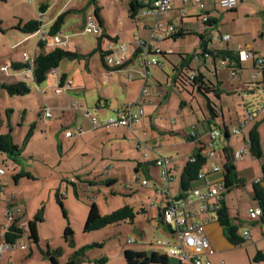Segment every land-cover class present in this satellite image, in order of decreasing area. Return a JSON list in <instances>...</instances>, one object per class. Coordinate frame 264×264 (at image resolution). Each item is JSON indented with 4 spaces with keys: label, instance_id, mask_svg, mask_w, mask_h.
I'll return each instance as SVG.
<instances>
[{
    "label": "rangeland",
    "instance_id": "obj_1",
    "mask_svg": "<svg viewBox=\"0 0 264 264\" xmlns=\"http://www.w3.org/2000/svg\"><path fill=\"white\" fill-rule=\"evenodd\" d=\"M42 1L44 0H0V135L10 134L13 143L20 148L16 162L7 154L0 153V169L4 173L0 175V224L13 223L6 215V202L11 201L16 217L20 212L17 221L23 229V236L19 242H29L27 224L41 211V221L35 222L37 244L30 242L26 249L16 248L6 252L3 263L0 264H50L47 252L52 253L55 250L60 251L57 255L58 262L64 263L75 250L93 244L98 246L86 250L87 261L105 257L108 259L107 264H124L122 253L137 249H144L149 257L152 250L160 252L170 261L172 258L166 247L156 245L158 240L170 239L167 227L158 224V211L154 207V204L160 205L162 202V197L154 190L158 181L157 171L153 170L152 166L149 168V176L139 171V180L135 174L139 162L137 160H140L141 164L151 162L152 156L146 159L141 157L144 149L137 151L135 139L130 133H126V137L122 138L118 137L121 130H94L81 111L69 108L71 103H76L78 107L83 106V112L89 110L90 116L100 118L105 114L99 112L97 101L104 99L111 108L123 104L125 99L140 90L141 81L136 78L138 76L135 75L133 81H128L123 76L125 74L107 73L102 67L98 52L79 60L62 59L58 66L48 73L42 84L35 83L33 78L23 80L24 69L14 70L9 65L7 75L1 71L3 64L10 63L11 56L18 59L24 51L29 54L32 51L36 54L40 52L37 47L41 40L40 33L27 37L16 32L12 26L17 24L20 16L29 15V11L35 14V6L40 5ZM58 1L56 3L54 0H47L46 3L51 7L47 16L53 15L66 2H71L67 9L71 11L61 27L69 37L65 50L89 55L97 46V38L102 35V28L94 18V5L89 4V0ZM251 1L254 3L256 0ZM127 3L128 0L118 3H115V0H98L100 12L105 20L104 33L113 39L118 38L119 44L131 41L134 32L132 30L136 25L142 26L144 21L139 19L133 22L128 19ZM238 5L241 6V0H238ZM87 16H91L99 34L84 32ZM118 17L122 18L123 26L117 24ZM44 27L49 29L48 24ZM122 28L124 32L120 33ZM140 28V33H143V28ZM210 28H213V25ZM24 38L26 39L23 42H19ZM49 41L51 42L50 38ZM106 41L108 42L107 38L101 43L103 51ZM198 43V37L189 35L183 39L178 38L175 42L169 40L158 45L165 52L171 49L172 54L166 58L155 56L159 65L148 67L147 90L153 93V96L157 91H161V103L156 104L155 98H152L155 108L146 111L157 126L163 124L169 128L173 125L175 129L181 124L188 130H191V126L199 130H202V126H205L206 130L209 128L204 120L207 117L209 121L205 98L191 89L176 90L168 80L172 67L178 62V55L195 54L193 48ZM52 46L55 44L46 46V52L51 50ZM128 48L124 55L129 60L134 46L129 45ZM204 62V58L191 60L190 70L197 72L200 68L213 82H220V78L223 80L226 77L222 85L220 106L227 123L229 116H236V107L254 113L263 107L264 90L259 84H248L252 87L250 91H254L253 94L235 91V97H229V93L234 89L230 86L232 80H229L226 71H219L216 80L212 77L211 63ZM129 70H140L144 73L133 61ZM249 70L243 71L247 78H251ZM62 75L73 81L74 88L72 91L55 94L54 88ZM107 78L108 84H103ZM261 82L263 81L260 79ZM18 83H25L28 92L22 95H8L2 88ZM234 102H238L240 107H235ZM45 110L51 111V118L44 117ZM149 117L144 120L147 125ZM32 126L34 130L27 138ZM221 126L220 122L219 125L214 123L211 127ZM221 131L223 139L224 129ZM66 132L71 136L66 137ZM157 149L164 156L168 151H172L171 148ZM184 152L183 146L181 153ZM17 175L22 176L15 180ZM143 179L147 180L148 187L141 185ZM113 180V184H107V181ZM172 184L174 187L178 186L177 174ZM57 190L63 195L62 208L56 201ZM91 203H95L103 215L129 206L135 213L134 220L132 223L123 222L84 233L83 226ZM66 227L73 232L69 242L63 236ZM129 240L132 242L128 243Z\"/></svg>",
    "mask_w": 264,
    "mask_h": 264
},
{
    "label": "crops",
    "instance_id": "obj_2",
    "mask_svg": "<svg viewBox=\"0 0 264 264\" xmlns=\"http://www.w3.org/2000/svg\"><path fill=\"white\" fill-rule=\"evenodd\" d=\"M54 1L56 3L59 2L58 0H54ZM121 1L122 0H120V2ZM171 1L173 5L172 9L167 13L166 16L159 19L157 23L160 24L163 29H166L168 25H176V27L179 29V32L173 38L166 39L165 41L160 43L163 44L169 42V40L175 42L178 38L183 39L186 36L195 35L196 37L199 38V43L197 44V46L193 45V47L195 46L193 48L194 49L193 53H198L200 51V48L205 47L207 50L224 49L228 51V54L237 57V49L239 46H241L243 49L252 52L254 58H264V0H256L254 3L251 0H245V2L241 0V6H239L237 2V6L232 11L218 9L213 5V3L210 2V0H203L205 3L209 4L207 5L208 6L207 12L209 17L211 18V21H215L213 22L214 23L213 28L204 27L198 23V19L196 17L200 16V11L198 10V7L193 2V0H188L187 3L185 4L181 0H171ZM46 2L47 0H44L40 5L35 6V14L29 11V15H27L26 17L20 16L19 18V21L22 22H26L29 20L41 21L42 25L40 28V32L38 33H40L41 36L44 37L43 40H40L44 43V47L41 50L39 49V51L40 52L43 51L45 53L50 51L49 50L46 52L45 47L51 45L52 43H54L55 46L58 45L62 47L68 46L69 37L65 34V32L62 29L55 36L50 37L48 36L49 29H45L44 26L48 24V27L50 28L56 17L59 16L61 13L68 11L67 9L71 4L70 1L66 2L60 7L58 11H55L53 15L48 17L47 15L51 11L50 10L51 7ZM183 9L187 13L186 16L182 15ZM118 15H119V11H118ZM89 17L91 16L86 17L85 23L87 22V19ZM102 19L104 22L103 25L105 27V20L103 16ZM139 19L144 20L143 25L140 26L143 28V33H140L141 28L138 25H136L135 29L132 30L134 31L132 33V40L127 42L126 44L127 47H129V45H133V42H135L136 45L137 40L147 41L149 38L150 28L153 24V17L150 15H140L137 20ZM19 21L17 22V24L12 26L13 29L16 28ZM117 24L123 26V20L121 17H118ZM43 27L45 30H43ZM15 31L27 37L30 36L22 33L17 29H15ZM119 32L123 33L124 32L123 28L120 29ZM216 35L217 37H215ZM222 35H228L230 39L228 41H223L220 38V36ZM200 36H203L204 38H201ZM49 38L51 42L49 41ZM25 39L26 38L21 39L19 42H23ZM115 41L117 44H119V42H117L119 41L118 38H116ZM106 43L107 44L110 43L109 40L108 42L106 41ZM152 45L156 49H160L162 53H167V56L172 54L171 49L165 52L158 46L159 43L157 42L152 43ZM55 46H52V49ZM127 50H129V48ZM183 51H189V50H183ZM40 52H38V54ZM25 53L29 54L28 52L24 51L18 59H15V57L11 56L9 58L10 60L9 65H11V63H22L23 62L22 56ZM30 55L35 57L37 54L35 53V51H32ZM132 55L129 60L126 56V60L133 61L137 64L135 59L132 58ZM204 60H205L204 64L206 62L211 63L210 64L211 66L213 64L212 73H214L215 62L217 63L218 68L221 67L222 64H227V66L234 65L232 59H229L227 57L224 58L217 57L215 59L206 57L204 58ZM177 63L178 62H176V65ZM129 65L124 73L125 75L123 76L126 78V73L131 72L132 79L130 81H133V79L136 77L135 75H137L138 77L136 78L141 81L140 90H138V92H136L132 97H129V99H125L124 100L125 102H123V104L120 105L118 104L117 106H113L112 108L106 100L104 99L98 100L96 107L98 108V110H100L99 112L105 114L100 118H106L112 116L115 114V111L122 110L126 106L135 103L137 99H139L142 109L144 111V117L140 120L139 124L134 126V130L136 131V136H134L128 129L125 128L120 127L114 130H121L119 132L120 135L118 134L119 135L118 137H122V138L126 137V133H130L132 137L135 139L137 151L144 149V152L141 155V157H143L144 159L152 156L151 162H154L160 158L169 160L168 170L171 176L173 177V181L175 180L176 174L180 178L181 171L184 165L186 164V162L189 161V159L193 155L200 154L203 157H205L206 164L201 171V173L204 174V177L202 179L197 180L193 184L192 189H198L202 194H204L208 188L219 189L222 200V206L227 209L231 224L233 226L238 227V235L240 238L244 240V242L238 246L233 245L227 238L226 232L224 228L220 225V223H218L217 220L212 219L213 214L210 213L209 211L204 210L205 207L213 203L212 199L205 198L203 200H199L193 197L192 204L186 206L184 208V211L185 213L190 215L188 222L200 223L202 228L201 231L202 236L209 244V250L205 251L202 254V258L208 260L210 264H264V221L260 218L250 219L248 218L246 213L248 208L258 207L257 202L253 199V192H252L253 184L259 183L264 193V182L262 181V172H261V164L264 163V159L262 161L257 160L248 153V133L253 128V126L257 124L260 142L262 145L261 148H262L263 158H264V115L262 117L259 116L251 120H246L245 118L247 116V112H253V111H249L248 109H244V111H242L241 109L236 107L237 105L239 106V103L234 102L236 107L234 109L236 116L233 118L229 116L227 123V120L225 119V115L223 113V120L221 121L222 125H224L227 128L229 137L228 138L224 137L223 140L220 136L213 143V149H210L208 146L209 143L208 133L210 129L208 128V130H206L205 126H202V130H199L195 126H191L192 127L191 130H188L185 127H183L181 124L176 126L175 129L173 128L175 127L173 125L167 128V126H163V124H160L159 126L155 124V121L149 117V114L146 111L147 110L150 111L151 109L155 108V105H153L152 98H155L156 104L161 103L160 102L161 91H157L155 93V96H153L154 94L149 91L150 93L149 96L140 97L141 89L143 87H146L147 89L146 85L148 83V75H149L148 68L146 70L142 69L144 71V74H146L147 76L146 79H144L141 76L142 72L140 70L131 71L129 70ZM137 66L139 67L138 64ZM139 68L141 69V67ZM242 68L243 70L239 71L236 75H232L231 73L226 71V75H228L230 78L229 80H232L233 82V84L232 82L230 83V86H232L234 89L231 91V93H229V97L232 98L235 97L234 94H236V92L238 91L249 94L252 87L248 86V84L252 83L253 85L254 82L258 84L260 83V79L262 81L264 79V76L260 72L252 73V69H253L252 62L243 63ZM244 69L251 70V71L249 70L251 78L246 77V75L243 72ZM172 70L173 67L171 69L168 79L171 85H172L171 77L173 74ZM66 79H68L67 76H65V80ZM224 79L222 80L220 78V82L218 81L220 90H222ZM103 84H108V78L107 80L105 79L103 81ZM73 105L74 104L71 103L69 108H72ZM77 105L78 104H76V107H78ZM79 107H81L82 110L83 106H79ZM81 112L82 114L83 113H87L88 115L90 114L89 110H86L84 112L81 111ZM147 116L149 117L148 125L144 122ZM204 120L207 126L209 127L207 117H205ZM242 123L244 125L242 130L238 135H235L233 132L234 129L240 127ZM211 129H215V128L211 127ZM144 130L147 131L146 134L143 133ZM81 131L82 130H80V132ZM202 131L203 133H201ZM138 139L142 142L141 144ZM183 146L185 148V152L181 153V149ZM157 148H161V149L171 148L172 151H168V154L164 156V154H161V152H159ZM225 148L231 149L232 155H234V153H236L240 149H246V153L242 156L240 160H234V177L239 182H241L242 185L233 187L228 192H225L224 190L221 189L223 184V164H224ZM210 150L213 151V155L211 157L208 156V152ZM147 151H149V153H147ZM137 161L139 162L137 163L135 174L137 175L136 179L139 180L140 179L139 171L145 169L142 166L141 161L140 160ZM152 168L153 170H156L158 174V181L157 184L154 186V190L156 191L157 194H159L162 197V202L160 203V205L154 204V207H156L157 211H159L166 204L165 196L163 194L158 193V190L164 189V185H162L159 180V169L155 166H152ZM214 168H218V171L214 172L213 171ZM149 172L150 170H148V173ZM2 175H4V173ZM170 194L174 198L185 197L187 195L181 192L179 184L177 187H174V184L172 183L170 184ZM10 204H11V208L14 207L12 203ZM141 211L144 212L143 209ZM19 217H20V212L16 220H18ZM0 223H2V220L0 221ZM158 224H160L159 220H158ZM9 226L10 225L7 224L6 225L0 224V235H3V228ZM244 231H247L249 233V239H244L243 237ZM168 233L170 235L169 240H173L174 238L173 230L171 233L168 229ZM129 251L139 252L145 255L146 257H149L145 253L144 249L129 250ZM150 252H155V251L152 250ZM155 253L158 256L166 257V255H163L160 252L159 253L155 252ZM5 254L7 253L2 254V256L0 257V263H3ZM258 254L262 256V260L260 261L255 260ZM105 259L106 262L104 264H107L108 259L107 258ZM94 260H96V258L90 259L89 264H97L93 262Z\"/></svg>",
    "mask_w": 264,
    "mask_h": 264
},
{
    "label": "trees",
    "instance_id": "obj_3",
    "mask_svg": "<svg viewBox=\"0 0 264 264\" xmlns=\"http://www.w3.org/2000/svg\"><path fill=\"white\" fill-rule=\"evenodd\" d=\"M89 4L94 5V13H93L94 18L98 26L102 28V35L97 38L96 48L89 55L71 53L65 50L64 47L59 45L55 46L52 50H50L47 53L41 51L39 54H37L34 57V62H33V81L35 83L42 84L45 81L48 73L53 71L58 66L59 62L62 59H67L72 61V60H79L82 58H89L96 52L100 54L101 64L106 72L116 73L118 75L125 73L131 61H127L123 65L118 67H110L105 64L104 59H105L106 51H103L101 48L102 40L107 38L109 42L113 43L114 45H117L115 41L116 39H113L104 33L105 31L103 25L104 22L100 12L101 8L100 6H98V0H89ZM146 7H150V4H146L145 0H128L127 3L128 19L133 22L137 21L138 17L142 13V10ZM70 11L71 10L65 11L56 17L53 24L49 28L48 36L53 37L61 30L64 20ZM199 17L200 16H197L196 18L199 19ZM213 22L215 21H211L210 18V21L204 24L203 26L212 27V25L214 24ZM41 25L42 23L39 20H29L26 22L19 21L15 29L21 31L26 35H33L40 31ZM200 37L204 38L203 36ZM133 45H134V52L132 58L135 59V57L140 53L141 49L137 44L135 45V42H133ZM37 46L41 50L44 47V43L40 41ZM157 55H161L164 58L167 57V53L160 52L157 53L155 56ZM206 57H209L211 59H215L217 57L220 58L227 57L229 59H232L234 63V65L232 66H227V64H222L221 67L218 68L217 63L215 62L214 73L212 74V77H214L215 79L217 77V73L219 70L228 71L229 73H235V75L239 71L243 70L242 64L239 62L238 58L228 54L227 50L221 49V50L208 51L205 47L204 48L202 47L200 48V51L198 53L191 55L189 54L178 55V63L177 65L173 66V70H172L173 74L171 77V81H172V85L176 90L185 91L187 89H191L196 91L198 94L202 95L205 98L206 100L205 107L209 116V121H208L209 129L211 131L212 129L210 126L214 124V122L216 123V125H219V123L223 120V112L220 106L221 90L219 88V83L216 81L213 82L211 80V77L203 73L200 68L197 70V72L194 73V71L190 70V66H189L191 60L206 58ZM10 66L14 70H22L25 69L26 67L23 62L11 63ZM64 80H65V75H62L60 77V83H62ZM2 88L5 89L8 95H14V94L22 95L28 92V88L25 85V83L7 85V86H3ZM218 128H220V132H222L221 129H224L225 138L229 137L227 128L224 125ZM33 130H34V126H32L31 129L29 130L27 134V138L31 136ZM261 147L262 145L260 142V137L256 124L248 133V153L257 160L262 161L264 158ZM0 153L7 154V156H9V158H11L13 161L15 162L17 161L16 157L20 155V148L13 143L10 134L0 135ZM205 164H206V158L200 154L193 155L192 158L188 162H186V164L184 165L181 171V175L179 178V186L183 194H188L192 190V186L198 180V175L201 173ZM142 166L145 169L142 170L143 173L146 176H149L148 170L150 166H155V161L143 162ZM233 168H234V157L231 153V149L225 148L224 164H223V184L221 187V189L224 190L225 192H228L233 187L242 185L241 182L235 179ZM261 172H262V181L264 182V163L261 164ZM20 176L22 175H17L15 177V180H17V177ZM113 182L114 181H107V184L111 185L113 184ZM252 192H253V199L257 202L258 207L261 211L260 219L264 221V193L259 183L253 184ZM55 197H56V201L62 208L61 199L63 195H61L57 190L55 193ZM10 203L11 201L6 202V210H9L12 213H14ZM162 213H163V208L158 211V220L160 221V224H161ZM40 216H41V211H38V213L33 218V221H30L27 224V231L29 234L28 241L33 242L35 244H37L38 242L35 222L41 221ZM134 216L135 213L133 209L129 206H123L111 212L110 214L103 215L100 213L97 205L95 203H91L89 205L86 220L83 226V232L88 233L92 231H97L105 227L116 225L123 222L132 223L134 220ZM215 217L218 223H220V225L224 228L227 238L233 245L238 246L244 242V240L240 238L238 235V227L233 226L231 224L228 211L225 207L222 206V201H221V208L215 212ZM16 218L12 221L13 222L12 225L7 227V231L4 235V239L7 243L17 242L23 236L22 235L23 229L18 224ZM167 228L172 233L171 228L170 227ZM72 235H73L72 230L69 227H66L63 234L64 239L69 242ZM94 246H98V245L93 244L92 246H85L78 250H75L68 257L67 261L64 263H59L57 260V255L60 253L59 250H55L52 253L48 251L47 256L49 258L50 264H89L88 263L89 261H87L85 253L87 249ZM123 259L125 264H176L175 261L173 260L168 261L165 256H158L155 252H150V257H146L145 255L139 252L124 251ZM255 260L256 261L262 260V256L258 254ZM93 262L97 264H104L106 262V259L100 258L94 260Z\"/></svg>",
    "mask_w": 264,
    "mask_h": 264
},
{
    "label": "built area",
    "instance_id": "obj_4",
    "mask_svg": "<svg viewBox=\"0 0 264 264\" xmlns=\"http://www.w3.org/2000/svg\"><path fill=\"white\" fill-rule=\"evenodd\" d=\"M184 4L188 0H181ZM120 2V0H115V3ZM193 2L198 7L200 11V17L198 23L204 25L210 21V17L207 12V3L203 0H193ZM213 5L219 9L223 10H232L237 5V0H210ZM146 4H150V7H146L142 10L141 15H150L153 17V24L150 28V34L147 41L137 40V45L140 47V53L135 57V61L141 67V69L146 70L149 66H158L159 63L155 58L157 53L162 52L160 49H156L152 43L154 42H163L166 39L173 38L178 32L179 29L176 25H168L166 29H163L160 24L157 23L159 19L166 16L167 13L172 9L171 0H145ZM182 15L186 16L187 13L183 9ZM41 22V21H40ZM84 32L86 34H99V29L94 25L92 19L89 17L85 23ZM217 37V35L215 36ZM41 36V40H43ZM220 38L223 41H228L230 37L228 35H222ZM128 47L126 44H117L108 43L105 47V59L104 62L107 66L118 67L127 62L125 57V52ZM210 51V50H208ZM23 63L25 64V69L22 73L23 80H31L33 78V62L34 57L30 54H23ZM237 58L241 64L243 63H253L252 73L260 72L264 76V58H254V55L249 50L243 49L241 46L237 49ZM9 69V64H4L1 67V71L7 75V70ZM235 75V73H231ZM141 76L146 79V74L143 72ZM126 78L130 81L132 79V73L127 72ZM260 87L264 90V79L263 82L259 83ZM74 85L71 80H64L62 83H58L54 88L55 94H61L69 90H73ZM150 93L143 87L140 91V97L149 96ZM74 109L81 110V107H76L74 103ZM45 118H51V111L45 110ZM84 118L89 120V124L94 130L96 129H116V128H125L128 129L134 136H136V131L134 126L140 123V120L144 117V111L142 109L139 99L133 104L126 106L122 110L115 111V114L106 118H95L90 117L87 113H83ZM264 115V105L261 109L254 112H247L246 120H251L256 117H262ZM243 123L237 129H234V134L238 135L243 128ZM147 131H143L146 134ZM66 137H70L71 134L66 132ZM221 136L220 129H212L208 133L209 143L208 146L210 149H213V143ZM139 140V139H138ZM140 144L142 143L139 140ZM246 153V149H240L234 153V160H240L242 156ZM213 151L208 152V156L211 157ZM192 158V157H191ZM190 158V159H191ZM189 159V160H190ZM169 160L167 159H157L155 161V167L159 169V180L162 185H164L163 190H158V193L163 194L166 198V204L163 207V213L161 216V224L166 227H170L173 230L174 238L173 240H158L156 242L157 246L166 247L167 253L171 256V260L175 261L176 264H210L206 259L202 258V254L209 250V244L202 236V228L198 222H188L190 215L185 213L184 208L189 206L193 202V197L203 200L205 198H210L213 200V203L205 207V211H209L213 214L212 219L216 220L215 212L221 208V195L218 188H208L207 191L202 194L198 189H192L185 197L174 198L170 194V184L173 182V177L171 176L168 170ZM107 170V168H104ZM213 171H218V168H214ZM3 174V171L0 169V175ZM204 174L200 173L198 175V180L202 179ZM72 182V181H71ZM143 187H148V182L146 179L141 181ZM248 218L258 219L261 217L260 209L250 207L246 211ZM6 215L10 221H13L16 218L15 213H12L9 210H6ZM7 231V227L3 228V235H0V257L2 254L12 251L16 248L26 249L29 246V242L20 243L19 240L14 243H7L4 239V235ZM244 239H249V233L247 231L243 232ZM131 240L128 241L130 243Z\"/></svg>",
    "mask_w": 264,
    "mask_h": 264
},
{
    "label": "water",
    "instance_id": "obj_5",
    "mask_svg": "<svg viewBox=\"0 0 264 264\" xmlns=\"http://www.w3.org/2000/svg\"><path fill=\"white\" fill-rule=\"evenodd\" d=\"M255 86H257V84L255 85ZM258 89V88H257ZM263 90V89H262ZM254 93V91H250L249 92V94H253ZM234 169V168H233Z\"/></svg>",
    "mask_w": 264,
    "mask_h": 264
}]
</instances>
